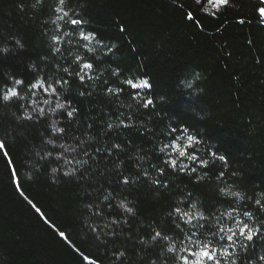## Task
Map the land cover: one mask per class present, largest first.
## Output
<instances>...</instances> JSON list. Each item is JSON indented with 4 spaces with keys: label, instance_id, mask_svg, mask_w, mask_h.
I'll list each match as a JSON object with an SVG mask.
<instances>
[{
    "label": "trees",
    "instance_id": "16d2710c",
    "mask_svg": "<svg viewBox=\"0 0 264 264\" xmlns=\"http://www.w3.org/2000/svg\"><path fill=\"white\" fill-rule=\"evenodd\" d=\"M30 2L0 0V47L12 49L0 64V75L24 78L26 85L38 76L49 81L64 77L70 84L60 89L61 102L70 101L79 111L69 122L66 115L52 114L41 102L45 117L33 113L31 121L18 119L24 113L18 104L31 111L32 99H54L40 92L0 105V139L7 143L20 184L18 189L0 155V264H87L83 255L100 264H121L113 256L119 251L126 253L122 264L154 260L160 264V247L138 241L147 239L149 226L170 227L168 212L174 203L191 200L206 213H220L230 203L220 188L244 194L245 206L264 196V24L255 12L258 0H232L233 7L218 18L200 12L195 0H70L85 21L84 29L112 47L108 55L98 49L102 75L83 86L62 69L84 50L65 43L62 54L50 52L55 25L49 8L54 0H47L43 12L28 7ZM21 4L26 6L22 9ZM187 10L194 11L202 28L185 18ZM240 19L245 23H237ZM16 39L23 48L13 47ZM117 68L123 76L149 81L152 87L144 91L155 101L154 108H142L127 93L104 94L103 81L118 80L111 75ZM81 91L91 95L81 96ZM118 116L132 126L115 127L109 133L106 125L119 124ZM54 121L66 129L59 139L51 133ZM184 127L201 141L196 154L209 161L207 169L197 166L191 174L167 169L158 177L168 183L167 189L143 178L128 186L119 183L121 169L132 176L147 170L157 178L152 165L162 166L166 158L159 149L171 135L179 134L170 135L169 130ZM48 139L70 146L65 155L75 160L67 167L80 168L84 178L81 172L63 175L62 162L55 159L63 150H53ZM81 141L90 156L77 147ZM114 143L123 146L119 161L115 152L109 157L103 151ZM97 147L102 150L99 154ZM49 151L51 156L46 155ZM220 155L226 160L221 161ZM54 168L59 171L53 173ZM109 193L110 201H104ZM121 201L133 209L131 214L119 207ZM101 210L103 214L96 215ZM61 231L66 238L59 235Z\"/></svg>",
    "mask_w": 264,
    "mask_h": 264
},
{
    "label": "snow or ice",
    "instance_id": "6c2138e0",
    "mask_svg": "<svg viewBox=\"0 0 264 264\" xmlns=\"http://www.w3.org/2000/svg\"><path fill=\"white\" fill-rule=\"evenodd\" d=\"M26 5L21 4L23 9ZM34 11L43 12L47 6V0H31L27 5ZM184 5L181 4V7ZM195 6L203 14L218 18L224 12L233 7L232 0H195ZM49 12L53 19L51 23L55 25L53 34L50 35L51 45L50 52L53 55L62 54V49L65 43L74 44L78 49H83V55H75L69 67H64L62 71L68 76L77 79L81 86L85 85L86 81L98 80L102 73H99V56L97 51L103 50L105 55L112 52V47L105 45L102 39H98L97 33L94 31H86L84 29L85 21L80 13L71 8L70 0H54V4L49 8ZM255 12L258 15L261 24H264V0H258L255 6ZM185 18L193 22L198 27H203L196 17L194 11L187 10ZM237 23L244 24L245 20L240 19ZM124 31L123 28L120 29ZM219 30V29H218ZM251 43V41H249ZM14 48H23V44L19 39L13 42ZM12 49L9 47H0V64H3ZM259 62V61H257ZM59 68V65H57ZM112 76L117 77L111 83L107 79L103 81L106 86L104 94L108 96L119 97L124 93L139 103L144 109L154 108L155 101L148 96L144 90L151 89V84L145 78L138 76H123L117 68L111 73ZM70 84V80L60 77L59 79L49 81L44 76H38L35 80L26 85L24 78H17L14 75H0V105L8 106L14 102L23 101L26 98L36 97L37 93L54 99H43L38 101L31 100V111L23 104H18L19 107L24 108L23 116L18 119L33 120V113L37 118L45 117L46 110L39 107V103L48 105V111L52 114L60 112L61 116L67 117L68 121L74 120L78 114V108L72 107L70 101L61 102L60 89L64 85ZM27 88V93L22 94V88ZM191 87V84H188ZM81 96L91 93L81 91ZM122 115V114H121ZM119 119V116H118ZM131 119V117H129ZM132 125L125 123L123 119H119V124L113 125L108 123L106 125L107 131L110 133L115 127H131ZM88 127L91 129L92 124ZM179 132L178 135H171ZM52 136L57 139L66 135V129L57 127L54 121L51 125ZM171 138L163 147L159 149V154H163L165 159L162 161V166L152 165L157 173V178H153L147 170L137 172L134 176L124 175L123 169L119 172V183L125 186L137 183L141 178L150 181L157 188L167 189L169 187L166 181L159 179L166 175L167 169L173 172L184 174H191L197 171V166L202 169H207L209 165L208 160L201 159L197 154L196 146L201 141L188 134L187 127L169 130ZM186 137V141H185ZM51 144L53 150L59 148L63 151L59 152L55 159L62 162L61 167H64L63 175L74 176L77 172H81L78 167H67L72 165L75 157L69 159L65 153L69 152L70 146L65 144H56L53 139L47 140ZM83 141L77 145L81 151L87 156H90L87 148H83ZM73 153L76 148H71ZM107 152L109 157H113L119 161V153L123 152V146L120 143H114L110 147L103 149ZM96 153H101V148L95 149ZM0 155L6 160L7 165L11 170L13 182L20 188L18 172L15 168V162L8 150L7 143L4 139H0ZM46 155L51 156L49 151ZM214 158H217V153H212ZM218 158L225 161L226 157L220 155ZM185 161H191L196 166H191ZM77 164L80 161H75ZM87 163V161H84ZM120 167L119 164L116 165ZM53 173L59 171V168L52 169ZM89 171V169H84ZM207 175V172H205ZM223 176V173H220ZM81 178H84L81 172ZM199 177L197 182H199ZM220 195L227 198L230 203L228 210L220 213H206L204 210L197 207V203L191 200H181L179 203H174L171 210L168 212V219L170 227L167 230H157L149 226L150 231L147 239L140 238L139 243L142 245L151 244L153 247L159 246L160 252L157 259L160 264H168L171 260L172 264H264V196L260 199H254L250 205L245 206L246 197L244 194L232 191L229 188H220ZM23 195V192H21ZM191 196V193H188ZM111 193L104 195V201H110ZM27 199V197H25ZM28 203L32 205L38 214L43 216L41 209L35 205L31 200ZM111 208V203L108 204ZM120 208L126 213L131 214L133 209L128 207L124 201H121ZM103 212L97 211L96 215H102ZM47 222V221H46ZM112 223H118L113 220ZM95 231V229H93ZM59 235L66 238V234L61 231ZM116 261H121L126 257L124 251L113 253ZM83 259L87 264H100L95 258H90L83 255ZM152 264H157V261H152Z\"/></svg>",
    "mask_w": 264,
    "mask_h": 264
}]
</instances>
